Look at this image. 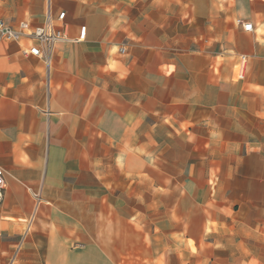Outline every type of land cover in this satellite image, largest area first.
Wrapping results in <instances>:
<instances>
[{"label":"crops","instance_id":"obj_1","mask_svg":"<svg viewBox=\"0 0 264 264\" xmlns=\"http://www.w3.org/2000/svg\"><path fill=\"white\" fill-rule=\"evenodd\" d=\"M50 8L48 66L0 41V264H264V0Z\"/></svg>","mask_w":264,"mask_h":264},{"label":"built area","instance_id":"obj_2","mask_svg":"<svg viewBox=\"0 0 264 264\" xmlns=\"http://www.w3.org/2000/svg\"><path fill=\"white\" fill-rule=\"evenodd\" d=\"M64 12L58 14L57 18L62 20ZM46 21L42 25L31 26L27 21L21 20L17 27H13L7 23L3 18H0V41H13L18 42L23 37H29L34 40L35 44L22 49L23 54H29L44 59L46 65H49L50 57L49 52L53 47V44L63 39L64 32L60 27H57L51 21V8L50 0H47L46 4ZM236 24L240 25L243 30L250 31L252 24L244 21L241 18L236 19ZM124 49L121 48L120 52ZM246 56L241 55L236 67L235 76L238 80L244 78L246 69ZM4 186V170L0 167V200L2 199L1 189Z\"/></svg>","mask_w":264,"mask_h":264},{"label":"rangeland","instance_id":"obj_3","mask_svg":"<svg viewBox=\"0 0 264 264\" xmlns=\"http://www.w3.org/2000/svg\"><path fill=\"white\" fill-rule=\"evenodd\" d=\"M261 143H264V139L261 140ZM255 147V148H254ZM256 150V145H251V144H244V151L250 152Z\"/></svg>","mask_w":264,"mask_h":264}]
</instances>
